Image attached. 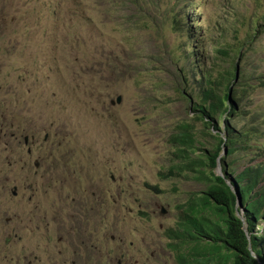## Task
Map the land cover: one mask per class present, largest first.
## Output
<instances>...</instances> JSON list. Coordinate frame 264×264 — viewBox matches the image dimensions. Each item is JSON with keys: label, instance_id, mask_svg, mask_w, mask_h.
Wrapping results in <instances>:
<instances>
[{"label": "rangeland", "instance_id": "1", "mask_svg": "<svg viewBox=\"0 0 264 264\" xmlns=\"http://www.w3.org/2000/svg\"><path fill=\"white\" fill-rule=\"evenodd\" d=\"M159 1L132 33L129 0H0V264H177L166 231L207 186L186 169L165 177L178 124L203 159L225 125L264 142V34L237 57L215 52L237 47L264 0ZM231 64L238 109L199 121L196 80ZM252 157L220 152L230 174L264 165Z\"/></svg>", "mask_w": 264, "mask_h": 264}, {"label": "trees", "instance_id": "2", "mask_svg": "<svg viewBox=\"0 0 264 264\" xmlns=\"http://www.w3.org/2000/svg\"><path fill=\"white\" fill-rule=\"evenodd\" d=\"M129 2L133 5L132 10L138 12V15H134L132 19V22L136 24L135 26L131 24L132 33L152 26L154 19L151 8L156 12L161 10L160 1L129 0ZM145 3L149 6L143 8L141 5ZM176 3L174 2V8H176ZM258 7L264 8L263 1L258 4ZM127 12L129 17H124V21L130 18V6L127 7ZM173 19L175 30L181 31L178 15H174ZM247 20L246 26L249 29L245 33V38L240 39L241 30H236L237 47L232 49L220 47L215 50L217 54L227 59L230 53L233 57H237L242 47L246 46L249 41L254 42L257 38L256 34L260 33L258 29L252 32L251 26L262 28L260 35L264 33V10L262 14L247 18ZM245 54L246 52H243L242 57ZM230 67L231 70L226 71L225 78L220 73L216 78H212L210 73L203 74L198 83V93L195 95L197 103L191 109L200 114V121L206 123L207 118L213 121L216 117L224 115L228 118L229 114H233L239 107L237 96L231 88L236 68L232 64ZM242 78H239L234 86L238 85ZM184 81H186L185 77ZM262 85L264 86V82ZM221 124L225 125V120H222ZM251 130L246 128L236 132L225 125L226 133L215 137L218 142L215 153L208 155L205 159L193 157L196 141L190 123L178 124L176 132L170 137L169 142L178 151L173 155L179 163L172 166L165 177L180 174L186 169V171L195 173L197 179L207 184L203 195L189 200L190 202L183 209L182 214L185 218L177 225L178 228L166 231L167 237L171 240L168 247L174 252L177 264H258L260 261L264 264V234L259 236L254 234V225L262 223L264 230V185L260 186L258 191H254L264 181L263 167L259 165L257 168H246L232 181V185L243 200L245 223L252 233L250 238L245 232L243 221L236 215V197L230 186L225 182V178L213 172L217 166L219 150L226 147L229 150L228 155H233L239 148L249 147L252 139L249 134ZM258 149H263V146ZM226 171V166H223L224 175Z\"/></svg>", "mask_w": 264, "mask_h": 264}, {"label": "clouds", "instance_id": "3", "mask_svg": "<svg viewBox=\"0 0 264 264\" xmlns=\"http://www.w3.org/2000/svg\"><path fill=\"white\" fill-rule=\"evenodd\" d=\"M188 0H178L177 1V3H176V7L177 6H179L180 7V4L181 3H186ZM176 2V1H175ZM195 10H197L198 9V6H194L193 7ZM178 15V14H177ZM178 20H179V22H180V19H179V17H178ZM180 27H181V29H182V26H181V22H180ZM256 29H258L259 30V28H256ZM260 33H261V31H262V28H260ZM260 33H258V34H256V36H257V38L255 39V41L254 42H252V41H249V43L246 45L247 46V48H249V46H250V44L252 43L253 44V46L257 43V42H259V40L261 39V36H263V34H261L260 35ZM245 47V46H244ZM239 56V55H238ZM241 57H242V54H241ZM201 57H198V59H200ZM202 61L203 60H200V65H201V63H202ZM200 65H199V67H200ZM195 67H196V62H193L192 63V67H191V73H192V71H193V69H195ZM199 67H196V68H199ZM235 68H236V71H235V78H234V81H237L238 80V68L235 66ZM210 71V70H209ZM192 76H194L193 78L194 79H196V76H197V72H194V73H192ZM241 76V75H240ZM202 77H203V75L200 77V79L199 80H196V82H200L201 81V79H202ZM233 81V82H234ZM239 81V80H238ZM262 82H264V77L262 78V80L260 81V84H259V86L261 87V88H264V86L262 85ZM238 83V82H237ZM231 88H233L232 87V84H231ZM233 90V89H232ZM234 92V91H233ZM236 109H238V108H236ZM235 113V112H234ZM200 121V120H199ZM183 122H187V121H183ZM202 122V121H201ZM180 123H182V122H180ZM189 123V122H188ZM209 124V123H208ZM207 124V125H208ZM224 125V124H223ZM262 125H264V119L262 120ZM192 126V125H191ZM247 128V127H246ZM248 129H252V128H248ZM192 130H193V132H194V128H193V126H192ZM176 131V130H175ZM253 132V133H252ZM195 133V132H194ZM224 133H226L225 132V129L223 130V133H222V135H224ZM221 133H219V135H220ZM249 134L252 136V139H251V141H250V143H249V147H245V148H241L243 151H244V153L245 152H252L253 153V157H252V159L255 161V159L256 158H259V159H262V157L264 156V142H262L258 137H257V135L259 136V134H257V132H254V131H251V132H249ZM218 135V136H219ZM216 136H213V138H215ZM216 139V138H215ZM217 141V140H216ZM217 145H218V142H217V144H216V148H217ZM260 146H263V149H261V150H259L258 149V147H260ZM175 149V148H174ZM195 150V149H194ZM228 149L226 148V147H223L221 150H219V153H218V159H217V166H216V168L217 167H219V169H218V171L217 172H215V174L216 175H218V176H220V177H222V178H225V182L230 186V188H231V191H232V193L235 195V197H236V206H235V210H236V215L241 219V221H243V223H244V229H245V232H246V234L248 235V238H250V235L252 234L251 233V231L249 230V229H247V225H246V223H245V215H244V205H243V200H242V197L237 193V191H236V188L232 185V181L234 180V178H236L239 174H241L246 168H249V167H258L259 165H261L262 167H263V169H264V165L260 162V163H257V164H248L247 166L248 167H246L242 172H240V173H236V172H234L233 170H231V173L232 174H230V170L227 168V166L223 163V160L220 158V152H223V153H226L227 152V156H231V155H228ZM175 153H178V151L175 149ZM236 153V152H235ZM234 153V154H235ZM214 154V153H213ZM233 154V155H234ZM194 155V154H193ZM194 157V156H193ZM198 157H202V156H198ZM195 158H197V157H195ZM203 158V157H202ZM222 162L223 163V165L220 167L219 166V162ZM223 166H226V172H225V175H224V173L222 172V167ZM215 168V169H216ZM214 169V170H215ZM228 172V174H230V177H228L229 178V181L227 180V173ZM176 175H179V174H176ZM176 175H174V176H176ZM232 175L234 176L233 178H232ZM261 185L260 186H263L264 185V181L262 182V183H260ZM260 186H258L257 188H255V192L256 191H258L261 187ZM14 193H15V190H14ZM203 195V194H202ZM195 199V198H194ZM188 202H190V201H188ZM187 202V203H188ZM187 205V204H186ZM238 205H240V207H241V209L243 210V217H240L237 213V206ZM181 218H184V214H181V216L179 217V220H178V222H177V224H176V226L181 222L180 221V219ZM256 228V229H255ZM260 232H262V233H260ZM254 234L256 235V236H259V235H263L264 234V230L262 229V223H260V225H254ZM168 240H169V238H168ZM170 242H168L167 243V246H168V244H169ZM169 248V247H168ZM264 248V247H263ZM170 250V249H169ZM171 251V250H170ZM172 252V251H171ZM173 254H174V252H172ZM254 258H256L257 259V257L254 255ZM174 259H175V255H174ZM258 264H262L261 263V261L260 262H258Z\"/></svg>", "mask_w": 264, "mask_h": 264}, {"label": "flooded vegetation", "instance_id": "4", "mask_svg": "<svg viewBox=\"0 0 264 264\" xmlns=\"http://www.w3.org/2000/svg\"><path fill=\"white\" fill-rule=\"evenodd\" d=\"M27 154H29V150H27ZM20 162H23L24 163V167L21 168V170L23 171L28 166V159L26 157H22ZM13 194H15V195L18 194L16 187H15V193L13 192Z\"/></svg>", "mask_w": 264, "mask_h": 264}, {"label": "water", "instance_id": "5", "mask_svg": "<svg viewBox=\"0 0 264 264\" xmlns=\"http://www.w3.org/2000/svg\"><path fill=\"white\" fill-rule=\"evenodd\" d=\"M162 213H164V211L162 210Z\"/></svg>", "mask_w": 264, "mask_h": 264}]
</instances>
